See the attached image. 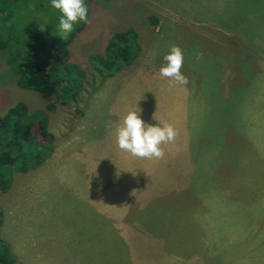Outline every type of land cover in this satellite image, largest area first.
<instances>
[{
	"label": "rangeland",
	"instance_id": "1",
	"mask_svg": "<svg viewBox=\"0 0 264 264\" xmlns=\"http://www.w3.org/2000/svg\"><path fill=\"white\" fill-rule=\"evenodd\" d=\"M85 4L89 22L67 39L51 0H21L11 21L0 13V116L23 103L55 139L45 164L14 173L0 194L16 263L264 264V0ZM128 30L139 52L108 74L106 46ZM30 31L68 41L54 74L75 80L70 93L45 100L19 86L13 67ZM171 45L186 86L159 75ZM130 111L174 127L163 159L119 149Z\"/></svg>",
	"mask_w": 264,
	"mask_h": 264
},
{
	"label": "trees",
	"instance_id": "2",
	"mask_svg": "<svg viewBox=\"0 0 264 264\" xmlns=\"http://www.w3.org/2000/svg\"><path fill=\"white\" fill-rule=\"evenodd\" d=\"M20 3L21 0H0L2 21H11L12 17L16 16V9ZM9 36L8 41L10 42L12 36L10 34ZM25 36L26 52L18 64L15 63L13 67L19 77V86L37 92L45 100L60 97V86L62 95L70 93L71 84L75 83V80L72 79L71 84L69 82L67 85L61 82L59 84V79L54 74L57 65L64 62L68 41L58 39L48 41L41 33L33 31ZM138 52L136 34L128 30L111 37L106 46L105 56L101 60L107 59L104 61L106 63L104 67L108 74H111L119 67L129 66ZM58 57L60 60L56 61ZM49 66L51 68L48 70ZM78 75L82 76V73ZM228 83L230 86V82ZM49 106L51 107V104ZM36 115L29 114L26 105L18 103L0 116V194L9 190L14 173L25 174L30 170H35L49 159L54 151L55 139L48 130L47 121L37 119ZM35 124L38 133L36 137L33 135ZM1 227L2 214L0 212V229ZM0 264H17L10 246L2 239L1 234Z\"/></svg>",
	"mask_w": 264,
	"mask_h": 264
},
{
	"label": "clouds",
	"instance_id": "3",
	"mask_svg": "<svg viewBox=\"0 0 264 264\" xmlns=\"http://www.w3.org/2000/svg\"><path fill=\"white\" fill-rule=\"evenodd\" d=\"M51 7L60 13L58 28L62 39H67L75 31L76 25L89 22L85 0H51ZM163 59L166 63L160 67L159 75L174 84L186 86L189 80L181 71L184 63L183 50L178 45H171ZM176 135L171 124L147 125L137 112L130 111L116 129V142L120 150L135 157L159 160L165 156L161 145L174 141Z\"/></svg>",
	"mask_w": 264,
	"mask_h": 264
},
{
	"label": "crops",
	"instance_id": "4",
	"mask_svg": "<svg viewBox=\"0 0 264 264\" xmlns=\"http://www.w3.org/2000/svg\"><path fill=\"white\" fill-rule=\"evenodd\" d=\"M43 164H45V162ZM115 222L120 224L121 221L116 219ZM0 234H1V231H0ZM7 242H10V241H7ZM25 251H27V250L25 249ZM31 256L36 259L34 264H59V263H54L52 258H48L45 254H41V255L32 254ZM55 260L58 261V259H55ZM59 260H61V259H59Z\"/></svg>",
	"mask_w": 264,
	"mask_h": 264
}]
</instances>
